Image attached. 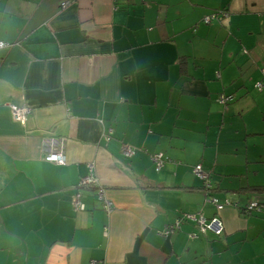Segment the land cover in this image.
<instances>
[{
    "label": "crops",
    "instance_id": "crops-1",
    "mask_svg": "<svg viewBox=\"0 0 264 264\" xmlns=\"http://www.w3.org/2000/svg\"><path fill=\"white\" fill-rule=\"evenodd\" d=\"M61 1L0 0V264H264V0Z\"/></svg>",
    "mask_w": 264,
    "mask_h": 264
},
{
    "label": "built area",
    "instance_id": "built-area-1",
    "mask_svg": "<svg viewBox=\"0 0 264 264\" xmlns=\"http://www.w3.org/2000/svg\"><path fill=\"white\" fill-rule=\"evenodd\" d=\"M70 0H62L61 1V6H65L66 4L69 3ZM227 15V10L225 8H218L212 10L210 13H207L202 16V21L203 22H209L213 18H222L223 16ZM7 42L0 40V47L6 45ZM262 71L264 72V65L261 67ZM257 88H261L262 83L261 82H256ZM227 99V96L224 94H219L217 97V100L221 103H224ZM10 109H11V115L14 119L17 120H25L27 115L30 112V106L27 104H16V103H11L10 104ZM106 139L109 138V135L105 136ZM58 144V139L57 138H49L48 139V146L49 150L45 154V158L47 160H52L58 163H62L65 161V154L61 149H59ZM121 152L125 156H131L135 152V147L127 144V143H122L121 144ZM152 161L154 162L155 168L158 169L162 166L163 164V153L161 151H154L150 154ZM193 172L202 178L204 180L205 185L208 187L210 186V181L207 177V173L203 171L201 163H197L193 167ZM96 178L92 173L83 176L80 180L81 184H90V183H95ZM98 197L102 199L103 205L107 210H111V205L108 199L103 197V187L99 186L98 191H97ZM208 199L215 204V206L219 209L223 206V204L228 203L229 200L225 198L224 200H219L217 196L215 195H209ZM73 202L75 206H82L81 202L79 201V194L76 193L73 197ZM248 207L251 209L253 207L259 208V206L256 204L255 201H250L248 203ZM181 218H186V219H194L195 222L198 224L199 228L201 231H204L206 229H211L215 233H220L223 230V222L221 218L217 215H212L210 217L204 216L202 213L195 214V213H184L182 216H178L173 222L166 224L162 232L164 234H169L173 227L178 224L179 220ZM94 264V263H92Z\"/></svg>",
    "mask_w": 264,
    "mask_h": 264
},
{
    "label": "trees",
    "instance_id": "trees-1",
    "mask_svg": "<svg viewBox=\"0 0 264 264\" xmlns=\"http://www.w3.org/2000/svg\"><path fill=\"white\" fill-rule=\"evenodd\" d=\"M3 41H5V42H7V44L6 45H4V46H10V45H12L14 42H12V41H6V40H3ZM3 47V46H2ZM185 56H180L179 57V69H180V71L181 72H185L186 71V66H185ZM222 94H224V93H222ZM225 96H227V99H226V101L223 103V104H226V102H227V100L230 98V94H224ZM195 165V164H194ZM194 165H193V167H194ZM203 169V168H202ZM192 170H193V168H192ZM203 171H205L204 169H203ZM206 172V171H205ZM194 173V172H193ZM207 173V177H208V172H206ZM195 174V173H194ZM196 175V174H195ZM197 176V175H196ZM199 177V176H198ZM200 178V177H199ZM200 179H202V178H200ZM209 179V178H208ZM203 180V179H202ZM210 181V180H209ZM203 182H204V180H203ZM203 186L205 187V189L207 190V194L208 195H214V194H212V192L210 191V189H211V184H210V186H206L205 185V183L203 184ZM250 187H252V190L253 191H255V192H261L262 190H264V186L263 185H251ZM219 199V198H218ZM225 199V198H224ZM220 200V199H219ZM250 201H255L256 202V204L259 206V208H255V207H253V208H249L248 207V203L250 202ZM241 208H242V210H243V212H245V213H251V212H253V210H260L261 208H262V202L260 201V200H258V199H254V198H251V199H249L248 201H246L244 204H243V206H240ZM221 233V232H220Z\"/></svg>",
    "mask_w": 264,
    "mask_h": 264
},
{
    "label": "rangeland",
    "instance_id": "rangeland-1",
    "mask_svg": "<svg viewBox=\"0 0 264 264\" xmlns=\"http://www.w3.org/2000/svg\"><path fill=\"white\" fill-rule=\"evenodd\" d=\"M263 171H264V170H263L262 168H260V172H259V174H260V176H261V177H263V174H264V172H263ZM216 234H218V235H219L220 233H216Z\"/></svg>",
    "mask_w": 264,
    "mask_h": 264
}]
</instances>
